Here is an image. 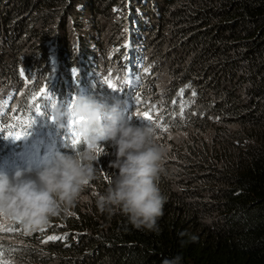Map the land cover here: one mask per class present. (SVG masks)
Segmentation results:
<instances>
[{
    "label": "trees",
    "instance_id": "obj_1",
    "mask_svg": "<svg viewBox=\"0 0 264 264\" xmlns=\"http://www.w3.org/2000/svg\"><path fill=\"white\" fill-rule=\"evenodd\" d=\"M117 2L125 13L131 6L126 16L130 25L135 16L139 19L136 23L144 19L137 27L130 26L131 35L144 33L138 40L150 43L153 49H162L167 59L171 57L180 64L179 72L183 65L198 72L195 78L188 75L165 94L167 106L156 119V125H160L156 132L165 137L163 140L176 134L187 137L178 155L165 167L169 173L180 174V178L172 179L166 175L170 184L183 183L189 188L177 186L182 193L180 207L169 211L163 204L152 230L129 229L131 223L125 215L115 218L112 212H101L96 202L76 210L61 207L45 225L42 236L35 239H39L36 255L29 246H10L2 241L0 261L12 253L26 259L25 264H85L88 259L103 264L94 255L100 253L103 257L106 251L111 255V264H129L136 255L143 264H264V96L261 102L254 103V96L264 92V0H0V35L4 33V44L33 40L40 46L47 41L43 45H49L48 50L38 46V57L48 58L50 53L63 66L62 58L70 56L66 32L79 20L78 16L92 13L104 19L110 4ZM164 22L167 26L163 30ZM140 27L144 28L139 30ZM84 35L88 46L95 49L99 45L93 34ZM76 41L74 60L81 63V36ZM101 51L104 57L107 50ZM89 53H85V59L95 67ZM239 54L247 68L243 77L236 59ZM19 65L8 63L2 68L3 75L15 77ZM45 86L51 97L58 96V88ZM45 86L33 88L38 91ZM144 93L155 95L147 87ZM38 101L45 113L52 110L49 99ZM154 101L158 98L154 97ZM58 104L68 106L64 100ZM27 109H17L14 114L21 119L10 122L22 128V121L27 120L23 111ZM46 125L49 126H40ZM49 128L59 127L54 123ZM59 137L67 142L65 136ZM3 143L0 141V145ZM161 173L163 196L168 189ZM206 194L222 200L218 209L212 211L204 205L202 197ZM189 210L208 216L190 219ZM219 216L228 224L240 216L241 225L236 229H219V223L211 225L210 220L216 221ZM125 234L128 242L121 243ZM48 236L61 239L47 240L44 245L41 239ZM107 245L121 252L113 253ZM71 246L69 256L66 249ZM22 252L31 254L23 256Z\"/></svg>",
    "mask_w": 264,
    "mask_h": 264
},
{
    "label": "clouds",
    "instance_id": "obj_2",
    "mask_svg": "<svg viewBox=\"0 0 264 264\" xmlns=\"http://www.w3.org/2000/svg\"><path fill=\"white\" fill-rule=\"evenodd\" d=\"M73 113L84 118L80 124L84 149L71 154L56 151L35 171L31 166L17 168L11 175L0 171V217L18 222L26 232L45 226L59 214L61 205L72 206L95 179V148L110 143L115 159L109 167L117 173L106 192L97 197L98 209L119 211L136 228L154 229L164 204L158 180L167 151L156 141L154 128L132 124L119 101L109 105L88 93L75 96L71 112L57 104L51 117L64 128Z\"/></svg>",
    "mask_w": 264,
    "mask_h": 264
},
{
    "label": "rangeland",
    "instance_id": "obj_3",
    "mask_svg": "<svg viewBox=\"0 0 264 264\" xmlns=\"http://www.w3.org/2000/svg\"><path fill=\"white\" fill-rule=\"evenodd\" d=\"M130 7L131 6L128 7V11L124 15L121 9L118 8L116 10L117 14L115 16L113 15V17L108 20H98L93 18V21H90V15H85L83 20H76L73 25L78 24L80 27L75 28L73 25H71L70 29L66 32L67 40H69L66 49L70 53V56L69 58H66L65 61L62 60L63 66H61L58 63V60L50 53L47 55L48 58L43 56L40 60L38 55H36L37 50L32 49L33 40H29V43L28 40H26L23 43L12 45L4 44V36H0V128L6 129L11 127V125L8 123V120L12 121L13 117L11 119L9 118V115L7 116V114L10 112L13 113V109L16 110L17 108L20 110L24 107H28L29 114H31V111L32 113L34 112L35 106L33 104V97H39V90L37 91V89L33 87H41V85L42 87L49 85L52 88H58L56 92L58 96L55 95V97L52 98V100L48 103L51 106L53 102H55L57 105L60 100H64V102L68 105L71 101L67 97L71 96L73 98L77 94H95V97L106 95L108 96L107 98L110 99L106 100L107 98H104L102 99L103 102L106 100L107 104L110 105L113 102L119 101L124 108L126 118L130 119L132 124L137 126H144L146 124L154 127L156 125V119L164 107L163 95L160 96L159 101L156 102L154 101V97H157L158 92L163 91L166 82V76L171 72L172 66L168 65L164 68L162 65L158 64L156 59L158 51L153 49L150 43H145L147 45V51H150L149 62H147V60H143L141 62L137 61V63H132L130 65L128 61H125V58L123 57V51H129L130 48L127 46V43L123 38V33L128 34L131 31L130 23L126 18L130 11ZM123 20L126 32H124L122 27ZM92 25L95 27V31L92 32L93 37L99 42L98 50H107V53H105L104 57L101 56V58H97L98 61L96 62L95 67H92V71L89 72L86 71L84 67L91 66L87 64L86 66H82L81 63H77L75 66L73 64L74 58L76 56V39L81 36L79 33L88 31V27ZM166 26L167 23L165 22L161 24V28L163 30L166 29ZM159 33L161 32L159 31ZM76 36L78 37L76 38ZM43 46L45 47V50L46 48L48 50L49 45L44 44ZM20 49L22 50L19 51ZM52 49V47L49 48V52H51ZM168 60L170 63H173L174 66L177 65L175 60H173L171 57ZM124 61L126 62L125 64ZM10 62H18L20 64L15 77L3 75L2 68L6 67ZM21 71L24 73L23 76L21 75ZM80 73H83L84 76H88L86 77L84 86H77ZM106 79L112 80L116 84L118 91H113L107 88L105 83ZM126 81H130V83H126ZM133 84H135V86L131 87ZM146 87L148 88L149 92L153 90L155 95L148 96L147 93H144V89ZM135 88H137L138 92L140 90V94L137 97L138 99L136 96L133 97L131 92L132 89ZM28 89H35V94L33 97L30 95V93H27ZM119 89H123L124 91L120 92ZM130 104L131 106H129ZM40 105L42 109L43 104L40 103ZM136 111H149L153 116V120L143 121L142 119L137 118L133 115V113ZM25 118L26 117H24V119ZM14 121L18 120L14 119ZM9 131L10 129L8 132ZM205 138H207V136H205ZM155 139L161 146H164L167 149L166 155L162 161L163 167L168 164L169 160L175 158L178 155L180 150L179 147L183 141L187 140V137L183 134H176L174 136L168 137L167 140L163 142L161 134H157ZM15 145V143H9L7 150H10L12 153L17 155L18 149L15 147ZM107 145V148H105V150L101 153L97 154L95 151L98 157V160L95 163V169L99 170L103 174H105L107 171V169L104 167L105 164L107 162L110 163V161L115 159V152L111 150L113 147L110 143ZM3 161L12 163V157L8 152L3 154L2 162ZM91 185L92 181L84 187L83 191L80 193V196L72 206L64 207L61 205V207L65 209L76 210L78 208L89 206L88 188L91 187ZM3 223L4 219L0 217V224ZM12 223H14V221H10L5 226L12 228ZM41 229H43V232H45L44 228H40L39 230ZM10 234H14V231L0 230V241H7L10 244H16L19 240L23 239L22 236L10 237ZM41 240L43 244L46 245L45 241H47V239ZM1 261H5L7 264H25V260L16 262L11 255Z\"/></svg>",
    "mask_w": 264,
    "mask_h": 264
},
{
    "label": "bare ground",
    "instance_id": "obj_4",
    "mask_svg": "<svg viewBox=\"0 0 264 264\" xmlns=\"http://www.w3.org/2000/svg\"><path fill=\"white\" fill-rule=\"evenodd\" d=\"M103 3L105 5H108V3H106V2H103ZM75 7H78V4ZM118 8L121 9V11H122V13L124 15L125 14V10H124L123 6L121 5L120 2H117L115 4H110V6H109V9H110L109 11L110 12L107 14V16L104 19L105 20L106 19H111L113 17V15L115 16L117 14L116 10ZM85 15H90V17H91L89 19L90 21H93V18L98 19L92 13H84L82 16H78L79 20H83V17ZM98 20H102V19H98ZM137 20H139V19H138V17L135 16L134 20L131 21V25L130 26L137 27L144 19H140V21L138 23H136ZM122 23H123L122 27L124 29V32H126L124 20H123ZM143 28L144 27H140L139 30H142ZM155 28H158V27L155 26ZM88 29H89L88 31L79 33V35H81V40L83 41V45L79 46L80 52L84 54L81 57L82 66H86V64L89 65L87 60L85 59V53L90 52L89 55H88V58H90V60H93L95 62L98 61V59H97L98 57L101 58L102 53H103L102 51L98 50V46L95 47V49H94L93 47L88 46L86 44V42H84L83 38H87V37H85L84 34L91 35L92 32L95 30V27L94 26H90V27H88ZM130 30H131V28H130ZM149 32L150 33H154V31H149ZM3 34L4 33H2L0 36H2ZM123 35H124L123 38H124V40L127 43V46L130 48L129 51H123L125 53V56L123 54V57L125 58V61H128L130 63V65L132 63H137V61L141 62L143 60L144 61L147 60V62H149L150 61V56H149V52L150 51H147V49H146L147 45L145 44V42H142L141 40L140 41L138 40L141 35L144 37V33L141 32V33H136L134 35H131L130 32H129L128 34L123 33ZM128 39H129V43L127 42ZM67 41H69V40H67ZM44 42H47V41H44ZM44 42H42L41 45L39 46V42L38 41H33L32 49L33 50H38L37 49L38 46L41 49H45V47L43 46ZM28 43H29V40H28ZM196 45L198 47H200L202 44H196ZM205 45H207V43ZM241 46H242V42H241ZM21 50L22 49H20L19 51H21ZM97 51H99V52H97ZM157 51H158V55H157L156 59L158 61V64L162 65L164 68L166 66H168V65L172 66L171 72L166 76V82H165L163 91L157 93L158 101L160 99L159 97L163 95V99H164V104H163L164 107L162 108V111H163V110H165V107L167 106V103L165 102L166 101L165 94H167L171 90L175 89L178 86V82L180 80L189 78L188 75H192L190 77V79H193L198 74V72H196V71L194 72L193 70L190 69V67H186L184 65L182 66L181 72H179L177 69L180 67V64L174 66L173 63L169 62V60L167 59L166 54L164 53V51L162 49L161 50L157 49ZM36 55H38V54H36ZM66 58L67 57L62 58V60H66ZM236 59H237V61L239 63V66H240V70L239 71L241 73V76L243 77V76L247 75V68H246L245 63L241 59V54H239L236 57ZM125 61H124V64L126 63ZM188 61H190V60H188ZM79 63L80 62H78V64ZM73 65L74 66L77 65V61L74 60V64ZM84 69L86 71H89V72L92 71V67H84ZM86 77H88V76L87 75L84 76L83 73H80V76L78 78V85L77 86H84ZM241 85H242V82H241ZM134 86H135V84H133L131 87H134ZM263 88H264V82H263ZM131 92L133 94V97L136 96V98L140 94V90L138 92L137 88L132 89ZM27 93H30V95L33 97L34 94H35V89H32V90L28 89ZM94 95L95 94H93V96ZM263 96H264V92H261V94H259L257 96H254V100L256 101L254 103L256 104L257 102H261V99H262ZM107 97L108 96H106V95H100V97H96V98L99 99V100H102V99L107 98ZM108 99H110V98H107L106 100H108ZM106 100H105V102H106ZM129 106H131V104ZM172 106H173V103H172ZM16 111H17V109L13 113L10 112L11 119H12V117H15L13 115H15L14 113ZM162 111L160 112V114H162ZM23 112H24V117H26V119L32 114V111H31V114L28 113V109L24 110ZM50 116H51V111H48V112H46V115H44L43 117H36L35 118V124H36L35 130L36 131H34V133H32V134H26L25 136H23L21 138V139L24 140V142H22L21 145L23 147H25L26 150L25 151H22V150L19 151V156L15 155L10 150H0V151L8 152L11 155L12 160H13L11 164H9L6 161H3L2 163H0V171H5V172H7L8 174L11 175L12 173H14V171L17 168H26L28 166H31L33 168V170L35 171V170H38L39 168H42L46 164V162L49 161L52 158V156L54 155V153L56 151L65 152V153H70L71 154V153H74L75 151H80V150L84 149L85 145H84V142L82 140V136H81V143L79 145L75 146V147H70L68 145V142L62 141L61 138L59 137V136H65L64 138H66V136H67L65 134V133H67V124H68L67 120L64 121V123H65V127L64 128H60L59 127V128H51L50 129L51 132L56 133L58 136H55L53 134H47V131L37 132V129H38L37 125H39L40 123L45 124V123H52L53 122V120L50 119ZM8 123L11 125V127L3 129V133H0V141L9 142V141H16L17 140V139H14L12 137H8V135H7L8 134V130L10 129V131L17 132V131H21V128L19 126L14 125L10 121ZM156 126L157 125H155L153 127L154 130H155V138L157 137V134H158L156 132ZM77 127H78V130H80V125H78ZM164 128L165 127H161V130L164 129ZM59 129H63V130L61 132L57 133ZM31 130H32L31 128H29V130L27 129V133H29ZM162 138H165V137L162 136ZM21 139H19V140H21ZM26 141H29V142L33 143L34 146H28ZM164 141L165 140H163V142ZM107 144H109V143L101 144V145H98L97 147L98 148H102L103 151H104L105 148H107L106 146H108ZM15 147L17 149H19L18 145H15ZM108 148H110V147H108ZM108 150H110V149H108ZM111 150H113V152H115L114 148L111 149ZM104 167L107 169L105 174H103L99 170H96L95 179L92 180V185H91V187L88 188L89 205L92 204L93 202H96L97 197L100 194H103V193L106 192L105 191V187L108 188L111 185V183H112V181H113V179H114V177H115V175L117 173L116 169H113V168L109 167V162H107ZM162 169H163V171H162L161 174H162L163 179H165L164 180L165 186L168 189L165 192V194L163 195V197H164V205L168 208L169 211L176 210V209H178L180 207V200L182 198V193H181V189L180 188H189V187L187 185L183 184V183L170 184L168 182V180H167V176L166 175H169V177L172 179L174 176L177 177V178H180V174L178 172H176V171L169 173V171L167 170V168L165 166H163ZM193 184H196V181H193ZM178 185L180 186V188L177 187ZM158 187L160 189V192L162 193V185L160 184L159 180H158ZM202 199H203L204 205L209 207V208H211L212 211L218 209L220 207V204L222 203L221 199H216L215 196H212L210 194L204 195L202 197ZM87 207H89V206H87ZM78 209H80V208H78ZM112 215L115 218H119V217H121L122 214L119 211H114V212H112ZM207 216H208V213H195L194 211H191V210L187 211V217L190 218V219H194V220L203 219V218H206ZM217 223H219V229H225V228H231V229L235 228L236 229V228H239L240 225H241L240 216L234 217L231 220V224H228V223H226L224 221H221L220 216H219V219H217L216 221L210 220V224L211 225L217 224ZM131 227L134 228V229H139V228H136L135 226H133L132 224H129L128 228L130 229ZM41 228H45V226H43ZM12 230L14 231V234H10L9 235L10 237L22 236L23 239L19 240L16 244H10L9 243V245L10 246H17V247H21V248H25L26 246H29L31 251L34 252V254L36 255V253H37V251L39 249V245H38L39 239L38 240H35V239H37L39 236H41L43 234V231L37 230V231H33V232H26L23 229V227L19 223H16V222L12 223ZM105 232L107 234H109V235L111 233L110 231H107V230H105ZM116 235L117 234L115 232L114 236L116 237ZM120 241H121V243L128 242V235L125 234L122 238H120ZM1 243H2V241H0V244ZM58 246H60V245H58ZM8 248H10V247H8ZM67 248H69V249H66V254L71 256L72 255V251H71L72 246L71 247H67ZM107 248L113 253L121 252L120 249H118V248H116L114 246L111 247V246L107 245ZM140 248H139V250H140ZM22 254H23V256H27V254H31V253L22 252ZM9 255L13 256V258L15 259L16 262H21L23 260H25V262H26V259H19L16 256H14L12 253H9L7 255V257ZM94 256H97L99 259H101L104 262L103 264H111V261H110L111 255H110V253H108L106 251L103 252V257H102V255L100 253L95 254ZM136 257H137V255H136ZM136 257L134 259H132L131 262H129V264H143L139 260H136ZM35 264H39V263H35ZM85 264H94V263L91 262L90 259H88Z\"/></svg>",
    "mask_w": 264,
    "mask_h": 264
},
{
    "label": "snow or ice",
    "instance_id": "obj_5",
    "mask_svg": "<svg viewBox=\"0 0 264 264\" xmlns=\"http://www.w3.org/2000/svg\"><path fill=\"white\" fill-rule=\"evenodd\" d=\"M147 70V69H146ZM21 75L23 76L24 73L23 71H21ZM107 88L113 90V91H118L116 84L110 80V79H106L105 81ZM126 83H130V81H126ZM120 92H123V89H119ZM183 89L180 90L179 95H183ZM193 95H195V93H193ZM40 98H46V99H51V95L49 94V89L47 86H45L44 88L39 89V97L34 96L33 97V104H34V112L27 118V120L22 121V128L21 131H17V132H13V131H9L8 132V137H12L14 139H21L23 136H25L27 134V129L30 128L32 126L33 123H35V118L37 116H44L46 115L45 111H42L41 109V105L38 102V100ZM10 99V97H9ZM138 99V98H137ZM74 100L75 97H73L72 101L68 104V109L71 112L72 108H74ZM56 104L55 102H53L52 107H55ZM13 111H15V109H13ZM181 114H183V107H181ZM134 116H136L137 118L142 119L143 121H152L153 120V116L150 114L149 111H136L133 113ZM16 120H20L21 118L19 116H15L13 117ZM50 119H54L53 117L50 116ZM83 117H78L76 116L74 113L72 115V118L69 120L68 124H67V136H66V140L68 142V145L70 147H75L77 145H79L81 143V135L78 131V125L81 124V122L83 121ZM14 127V126H13ZM157 127H160L159 124H157ZM165 131H167V128L164 129ZM0 133H3V129H0ZM95 151L97 152V154L101 153L103 151L102 148H95ZM4 219V223L0 224V230L3 231H12L11 227H6L5 225H7L11 220L6 218V217H2ZM18 223V222H16ZM41 231H43V229H41ZM56 239H61V237H57V236H48L47 240H56ZM47 242V241H45ZM0 264H7V262L5 261H0Z\"/></svg>",
    "mask_w": 264,
    "mask_h": 264
},
{
    "label": "water",
    "instance_id": "obj_6",
    "mask_svg": "<svg viewBox=\"0 0 264 264\" xmlns=\"http://www.w3.org/2000/svg\"><path fill=\"white\" fill-rule=\"evenodd\" d=\"M52 100V98L51 99H49V102ZM48 102V103H49ZM32 130L30 131V132H33L34 133V131H36L34 128H32V127H30ZM81 134V133H80Z\"/></svg>",
    "mask_w": 264,
    "mask_h": 264
}]
</instances>
